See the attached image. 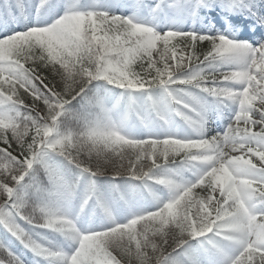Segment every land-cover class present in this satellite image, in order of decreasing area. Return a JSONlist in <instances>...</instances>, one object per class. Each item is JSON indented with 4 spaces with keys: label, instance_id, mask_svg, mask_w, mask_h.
I'll return each instance as SVG.
<instances>
[{
    "label": "snow or ice",
    "instance_id": "1",
    "mask_svg": "<svg viewBox=\"0 0 264 264\" xmlns=\"http://www.w3.org/2000/svg\"><path fill=\"white\" fill-rule=\"evenodd\" d=\"M0 201V264H264V0H0Z\"/></svg>",
    "mask_w": 264,
    "mask_h": 264
},
{
    "label": "trees",
    "instance_id": "2",
    "mask_svg": "<svg viewBox=\"0 0 264 264\" xmlns=\"http://www.w3.org/2000/svg\"><path fill=\"white\" fill-rule=\"evenodd\" d=\"M137 70H138V69H137ZM114 103H115L114 100H113L112 102H110V103L106 101V102H105V107L108 108V109H112ZM119 115H120V116H127V118H128L129 120L132 119V114L127 113V109L120 110V111H119ZM108 174H109V175L112 174V173H111V169L108 170ZM40 178H41L42 181L47 182V173L44 172V169H43V168H41ZM120 179H121V180H124V179H127V178H120ZM108 180H109V177H101V178H99V182H100L102 185H106L107 182H108ZM117 182L119 183L120 181L118 180ZM0 202H2V201H0ZM169 251H171V249H169ZM0 258H3L2 255H0Z\"/></svg>",
    "mask_w": 264,
    "mask_h": 264
},
{
    "label": "rangeland",
    "instance_id": "3",
    "mask_svg": "<svg viewBox=\"0 0 264 264\" xmlns=\"http://www.w3.org/2000/svg\"><path fill=\"white\" fill-rule=\"evenodd\" d=\"M258 130V129H257ZM101 215H97L95 217L91 216V209L89 208L86 210L85 214L80 218L78 221V227L84 228L88 225V223L91 221L92 223H100L101 222Z\"/></svg>",
    "mask_w": 264,
    "mask_h": 264
}]
</instances>
